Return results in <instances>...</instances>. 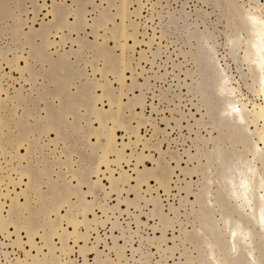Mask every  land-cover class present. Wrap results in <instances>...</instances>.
<instances>
[{
	"label": "rangeland",
	"instance_id": "1",
	"mask_svg": "<svg viewBox=\"0 0 264 264\" xmlns=\"http://www.w3.org/2000/svg\"><path fill=\"white\" fill-rule=\"evenodd\" d=\"M263 213L264 0H0V264H264Z\"/></svg>",
	"mask_w": 264,
	"mask_h": 264
},
{
	"label": "bare ground",
	"instance_id": "2",
	"mask_svg": "<svg viewBox=\"0 0 264 264\" xmlns=\"http://www.w3.org/2000/svg\"><path fill=\"white\" fill-rule=\"evenodd\" d=\"M115 60V59H114ZM113 60V61H114ZM115 62H117V60L115 61ZM120 62V61H119ZM118 63V62H117ZM94 109V111L95 110H97L96 108H92V110ZM99 111H98V115H99ZM101 114V113H100ZM108 115L107 114H101L100 115V118L102 119V120H107L108 118ZM51 122V121H50ZM45 127H48V129L49 130H56V131H58L59 130V128H60V126L58 127V123H53V121L49 124V125H47V126H45ZM45 129H47V128H45ZM105 130V129H104ZM107 130V129H106ZM47 131V130H46ZM101 131V130H100ZM102 132V131H101ZM107 132V131H106ZM112 132V131H111ZM107 133H109V132H107ZM106 134V133H105ZM102 136V135H101ZM109 136V140H108V147H111V145H114V144H112L113 143V136H111V134L110 135H108ZM106 148H107V146H106ZM110 153V152H109ZM30 170H32V169H30ZM34 171V170H33ZM35 172V171H34ZM34 172H32V171H29V170H27V172H26V174L27 175H29V176H31V178H32V181H36V180H38L37 178L39 177L38 175H36V174H34ZM35 173H37V172H35ZM38 176V177H37ZM39 182V181H38ZM61 189V188H60ZM59 189V190H60ZM63 192V191H62ZM61 192V193H62ZM60 193V194H61ZM45 205V204H44ZM33 211V210H32ZM42 212V211H41ZM40 212V213H41ZM34 215H36V214H34ZM40 215V214H39ZM261 224H262V227H263V229H264V213L261 215Z\"/></svg>",
	"mask_w": 264,
	"mask_h": 264
}]
</instances>
